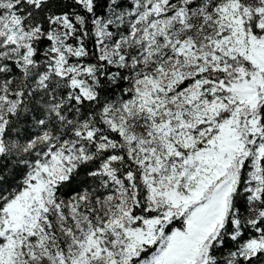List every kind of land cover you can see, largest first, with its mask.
Listing matches in <instances>:
<instances>
[{"label":"snow or ice","instance_id":"1","mask_svg":"<svg viewBox=\"0 0 264 264\" xmlns=\"http://www.w3.org/2000/svg\"><path fill=\"white\" fill-rule=\"evenodd\" d=\"M0 264H264V0H0Z\"/></svg>","mask_w":264,"mask_h":264}]
</instances>
